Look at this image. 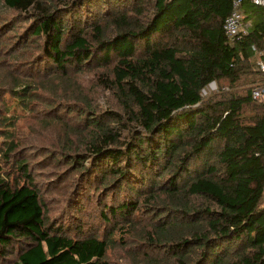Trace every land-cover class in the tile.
I'll return each instance as SVG.
<instances>
[{
  "label": "trees",
  "instance_id": "obj_1",
  "mask_svg": "<svg viewBox=\"0 0 264 264\" xmlns=\"http://www.w3.org/2000/svg\"><path fill=\"white\" fill-rule=\"evenodd\" d=\"M232 7L0 0V31L15 33L8 60L36 48L8 70L11 87L0 71V264H108L133 241L132 264H264V100L253 97L264 72L252 50L264 46V6L245 1L247 33L229 38ZM83 73L95 76L76 86ZM29 118L58 150L37 147L41 165L15 140ZM45 167L53 189L73 179V214L57 223L34 176ZM93 201L97 224L82 219Z\"/></svg>",
  "mask_w": 264,
  "mask_h": 264
},
{
  "label": "rangeland",
  "instance_id": "obj_2",
  "mask_svg": "<svg viewBox=\"0 0 264 264\" xmlns=\"http://www.w3.org/2000/svg\"><path fill=\"white\" fill-rule=\"evenodd\" d=\"M44 2H56V0H42ZM18 33V32H17ZM4 31H0V71L2 72L1 74L5 76V78H7V80L9 81V87H11L12 85V80L10 78H8V70H16L17 68H19L18 66H20V63H24L26 61V59L28 57H23L22 55L25 54V52L28 51V53H33L34 51H36V48L33 47H28L25 52L22 53H18L19 58L15 59L18 60V62L16 64L13 63V60H8L7 57V51H8V47L10 45V43H14L15 42V34L14 32H8L6 31V34L3 37ZM17 35V34H16ZM7 47V48H6ZM17 55V57H18ZM22 56V57H21ZM95 75L93 74H81L80 76H78L77 78L71 79V81H74V83L76 84V86H79L81 83L83 84V86L88 85L87 83L91 80H93ZM90 85V84H89ZM61 86V85H60ZM60 86H56V85H50L51 88L53 87H60ZM89 87V86H88ZM218 85L217 83H215L214 85H209V87L203 92V95L206 96L208 95V93L210 92H214L218 90ZM64 90L63 87H61L59 89V94L61 93V91ZM70 92V91H69ZM49 95L52 97V94L49 93ZM67 99L64 100L66 103L70 102V103H75V101H73L72 99H70V94H67ZM107 97L106 96H102L100 98H98V102L100 103V105L104 106L106 103ZM7 102H12V100L7 97L6 98ZM34 101V100H32ZM35 102V101H34ZM1 105V104H0ZM14 107L11 106V108ZM13 111H21L20 107L17 108H12L10 109L9 112H13ZM43 118V117H42ZM41 118L35 120V118H29V119H23L20 120L16 123L15 128L17 130V133L15 135V140L16 141H24L22 144L19 145V148L22 149L24 147H26L27 145H34L35 147V153L31 154L32 152L30 151V149L28 148L25 152L24 155L29 156L32 158L31 160V164H37V165H41L40 163H38V161H40L43 156H39V152L37 150V147H40L44 144H47L50 149L52 148V151H58L56 150V146L53 147L52 144H50V142H48V138H44L46 135L44 132H46L44 130L43 127L44 124L42 123V121L40 120ZM53 129L55 131H57L58 126H52ZM29 128L33 131L30 132L28 135V138H26V140H19V136H26L28 133ZM42 136H41V135ZM17 157L14 153H12V155L10 156V162L7 165H9L10 168H13L14 165L13 163L16 161ZM16 166V164H15ZM43 166V165H42ZM33 168H39V166H35ZM51 169H53V167H45L41 170H38L34 173L36 182L38 184V186L41 188L44 200L46 201V203L48 204V209H49V216L51 219L53 220H57V222H59L60 220H62L63 218L66 219V214H73L72 209L70 208H66V204L68 203V198H69V193L71 191V186H73L72 181L73 179H69L66 181H64L62 183V185L58 188V189H53L51 188V186L49 185L50 182L52 181L51 179H56V176H53L55 174L49 173L51 171ZM62 169V168H60ZM54 173V172H53ZM66 185V186H64ZM52 190H51V189ZM69 204V203H68ZM101 211V206H97L95 207V202L93 201L92 203H89L87 205V213L84 214H88L87 216H84L82 219L83 221H86L89 224L92 223H98V214ZM65 213V215H64ZM65 216V217H64ZM69 222L73 223L74 220L73 219H68ZM75 222H77L75 220ZM100 221H99V225H100ZM143 224L140 226V230L142 229ZM127 244V245H126ZM126 244H116L113 248H111V250L108 253L107 256V263L108 264H132L131 263V259H132V255L134 253H136L137 250V242L133 241V242H128ZM122 245H126L125 247H122Z\"/></svg>",
  "mask_w": 264,
  "mask_h": 264
},
{
  "label": "built area",
  "instance_id": "obj_3",
  "mask_svg": "<svg viewBox=\"0 0 264 264\" xmlns=\"http://www.w3.org/2000/svg\"><path fill=\"white\" fill-rule=\"evenodd\" d=\"M245 1L248 0H233V7L231 14L226 18L224 23L225 34L229 38L239 36L240 34H246L247 31L244 27V13L242 6ZM257 6H264V0H251ZM255 53H258L261 59L258 62V66L262 72H264V46L262 49H258L256 46L252 47ZM253 97L256 100H264V87L256 88L253 91Z\"/></svg>",
  "mask_w": 264,
  "mask_h": 264
},
{
  "label": "water",
  "instance_id": "obj_4",
  "mask_svg": "<svg viewBox=\"0 0 264 264\" xmlns=\"http://www.w3.org/2000/svg\"><path fill=\"white\" fill-rule=\"evenodd\" d=\"M215 84V82H212L210 85H214Z\"/></svg>",
  "mask_w": 264,
  "mask_h": 264
}]
</instances>
